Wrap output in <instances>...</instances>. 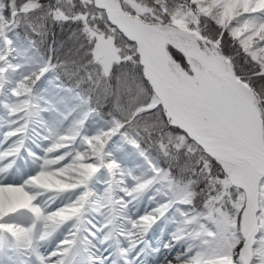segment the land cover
<instances>
[{
    "label": "snow or ice",
    "instance_id": "6c2138e0",
    "mask_svg": "<svg viewBox=\"0 0 264 264\" xmlns=\"http://www.w3.org/2000/svg\"><path fill=\"white\" fill-rule=\"evenodd\" d=\"M0 264H264V0H0Z\"/></svg>",
    "mask_w": 264,
    "mask_h": 264
}]
</instances>
